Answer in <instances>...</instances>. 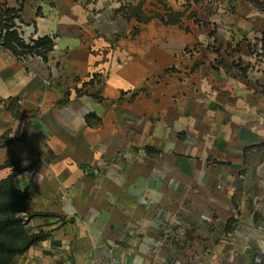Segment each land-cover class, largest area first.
<instances>
[{
	"label": "crops",
	"instance_id": "crops-1",
	"mask_svg": "<svg viewBox=\"0 0 264 264\" xmlns=\"http://www.w3.org/2000/svg\"><path fill=\"white\" fill-rule=\"evenodd\" d=\"M0 180L48 236L14 264H264V0H0Z\"/></svg>",
	"mask_w": 264,
	"mask_h": 264
},
{
	"label": "trees",
	"instance_id": "trees-1",
	"mask_svg": "<svg viewBox=\"0 0 264 264\" xmlns=\"http://www.w3.org/2000/svg\"><path fill=\"white\" fill-rule=\"evenodd\" d=\"M17 18L18 10L0 9V45L19 58L39 55L46 60L47 53L52 48V39L44 37L25 40L18 31L15 22ZM29 156H14L3 166L11 168L12 171L7 178L0 180V264H14L16 256L24 254L31 246L48 236L43 231L33 233L27 227V218L37 214L23 215L28 194L17 189L13 182L20 173L32 169L33 164L23 165V161L28 160Z\"/></svg>",
	"mask_w": 264,
	"mask_h": 264
}]
</instances>
